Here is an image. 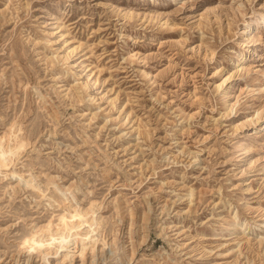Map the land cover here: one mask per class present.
Masks as SVG:
<instances>
[{"label": "rangeland", "instance_id": "rangeland-1", "mask_svg": "<svg viewBox=\"0 0 264 264\" xmlns=\"http://www.w3.org/2000/svg\"><path fill=\"white\" fill-rule=\"evenodd\" d=\"M260 13L0 0V264H264Z\"/></svg>", "mask_w": 264, "mask_h": 264}, {"label": "bare ground", "instance_id": "bare-ground-1", "mask_svg": "<svg viewBox=\"0 0 264 264\" xmlns=\"http://www.w3.org/2000/svg\"><path fill=\"white\" fill-rule=\"evenodd\" d=\"M259 13V12H258ZM249 18V17H248ZM251 19H256V23H255V26L256 27H258L261 23H262V21H264V13H260V14H252L251 16H250V20ZM250 22L251 21H247L246 23H245V25H244V27H247V26H249V24H250ZM242 57H243V54H238L237 55V60H240V59H242ZM77 216H79V217H84V215L82 214V213H79V214H77ZM80 218V219H81ZM92 220H91V224H93V223H95V221L97 220V218H91ZM76 220V219H75ZM89 220V219H88ZM81 221V220H80ZM82 221H85V220H83L82 219ZM82 221H81V223H82ZM90 221V220H89ZM97 222H98V220H97ZM100 222V221H99ZM80 223V224H81ZM79 222H75V221H73V220H69V221H67V222H65V223H63V224H61V225H53L52 227H49V226H47V227H45V228H42V229H40V231H42V232H44L43 234L42 233H40V234H35L34 235V238H35V240H36V242L41 246V245H44V244H50L49 246H51V244H55V248L56 247H59V248H61V250H62V248L64 249V248H67V245H66V243H65V239H66V237L67 236H74L75 237V239H74V241H75V243H78V242H80V246H81V251H80V254H81V252L83 251V249H84V247H86L87 248V246L84 244V240H87V234H89L90 235V233H88V232H82V234L78 231L79 230ZM252 225V224H251ZM92 226V225H91ZM93 226H95L96 227V224L95 225H93ZM92 226V227H93ZM94 227V228H95ZM234 228H236V227H234ZM240 228V227H239ZM242 228V232L244 233V231L247 229V224H245L243 227H241ZM78 229V230H77ZM80 229H82V228H80ZM96 229V228H95ZM263 229H264V227H263ZM88 231V230H87ZM94 231V230H93ZM238 231V230H237ZM89 237V236H88ZM92 237L93 236H91L90 238L92 239ZM94 239V238H93ZM245 240H246V238H244ZM89 240V239H88ZM264 240V237L259 241V243L260 242H262ZM71 241V240H70ZM91 241V240H90ZM87 243H88V241H87ZM69 244V243H68ZM246 244H248V241H247V243ZM69 247H70V245H69ZM76 247V246H75ZM44 248V247H43ZM45 249V248H44ZM70 249V248H69ZM80 249V248H79ZM48 250V249H47ZM64 250H66V249H64ZM43 251V250H42ZM73 251V250H72ZM51 252V251H50ZM55 252V251H54ZM53 252V253H54ZM44 254H45V252H44ZM46 254H47V252H46ZM61 254V253H60ZM69 253L68 252H65V253H63L62 254V256H63V261H64V259L65 258H67V255H68ZM48 255V254H47ZM71 255V254H70ZM46 256V255H45ZM69 256V255H68ZM72 257V256H71ZM47 259V258H46ZM61 259V258H60ZM62 259H61V262H62ZM49 262V261H48ZM58 262V261H57Z\"/></svg>", "mask_w": 264, "mask_h": 264}]
</instances>
